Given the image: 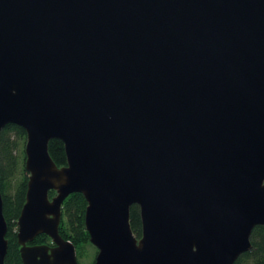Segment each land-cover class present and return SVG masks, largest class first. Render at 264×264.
Returning a JSON list of instances; mask_svg holds the SVG:
<instances>
[{"label": "water", "instance_id": "water-1", "mask_svg": "<svg viewBox=\"0 0 264 264\" xmlns=\"http://www.w3.org/2000/svg\"><path fill=\"white\" fill-rule=\"evenodd\" d=\"M9 125L27 133L24 264H80L60 232L75 193L93 264H235L264 225V0H0ZM7 231L0 172V264Z\"/></svg>", "mask_w": 264, "mask_h": 264}, {"label": "trees", "instance_id": "trees-1", "mask_svg": "<svg viewBox=\"0 0 264 264\" xmlns=\"http://www.w3.org/2000/svg\"><path fill=\"white\" fill-rule=\"evenodd\" d=\"M26 141V131L16 125L7 126L0 135L1 189L4 215L8 222L7 238L9 240L6 264H24L17 236V221L26 203L28 191L29 174L25 167ZM49 152L58 167L67 165L65 146L62 141L52 140ZM55 194L54 191L50 192V196ZM87 206L88 202L85 197L80 193H75L66 199L62 209L60 232L76 244L78 255L82 254L89 244H92L85 223ZM131 226L135 235L141 237L142 219L140 207L137 205L131 207ZM251 241L252 247L240 254L235 264H264V225H256L253 228ZM32 243L53 244L52 238L45 232L38 234Z\"/></svg>", "mask_w": 264, "mask_h": 264}, {"label": "rangeland", "instance_id": "rangeland-1", "mask_svg": "<svg viewBox=\"0 0 264 264\" xmlns=\"http://www.w3.org/2000/svg\"><path fill=\"white\" fill-rule=\"evenodd\" d=\"M21 161L23 164L24 161L23 157L21 158ZM13 184H15V182H13ZM55 195L50 196V198L52 199ZM97 252H98L97 246L94 245L93 243L89 244L87 248L83 251V253L78 255L80 264H93L96 259Z\"/></svg>", "mask_w": 264, "mask_h": 264}]
</instances>
